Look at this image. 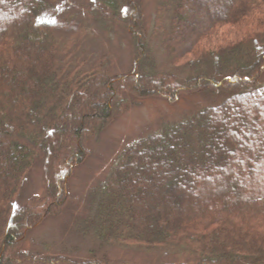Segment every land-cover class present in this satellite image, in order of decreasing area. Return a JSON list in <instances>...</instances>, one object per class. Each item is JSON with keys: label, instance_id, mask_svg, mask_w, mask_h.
Masks as SVG:
<instances>
[{"label": "trees", "instance_id": "1", "mask_svg": "<svg viewBox=\"0 0 264 264\" xmlns=\"http://www.w3.org/2000/svg\"><path fill=\"white\" fill-rule=\"evenodd\" d=\"M62 3L121 24L131 68L109 73L104 56L87 66L90 24ZM143 3L0 0V264H112L21 246L64 212L90 137L132 100L198 92L225 96L132 143L87 197L84 222L102 240L182 250L160 264H264V0H157L150 21ZM37 160L53 176L14 208Z\"/></svg>", "mask_w": 264, "mask_h": 264}, {"label": "rangeland", "instance_id": "2", "mask_svg": "<svg viewBox=\"0 0 264 264\" xmlns=\"http://www.w3.org/2000/svg\"><path fill=\"white\" fill-rule=\"evenodd\" d=\"M80 2L90 5L94 4L95 0ZM143 4L146 17L150 21L154 17L157 0H144ZM58 7L63 12L76 13L80 19L87 20L90 24L91 34L82 42L80 50L87 66L94 65L104 56V59L108 60L105 68L109 73L128 71L131 68L133 56L130 38L121 24L115 22L108 30L106 17L101 16L96 8L88 15L85 11L79 14L73 7L64 3ZM260 81L264 84V72ZM224 96L198 92L183 96L176 102H169L162 96L132 100L126 110L109 126L90 137V154L84 163L75 167L69 179L70 200L64 212L58 216H48L42 224L32 229L26 236L21 250L37 255L64 254L79 260L97 255L108 258L112 264H160L179 258L180 253L173 252L182 251L179 249H154L138 244L118 243L112 239L102 240L94 227L84 222L90 219V202L88 203L87 197L106 181L121 153L132 143L161 130L166 123L179 122L206 105L218 103ZM52 176L50 162L37 160L24 179L13 207L23 205L30 196L43 194ZM80 216L84 224L80 227L84 230L77 229V224H74L75 218ZM69 221H72L71 227Z\"/></svg>", "mask_w": 264, "mask_h": 264}]
</instances>
